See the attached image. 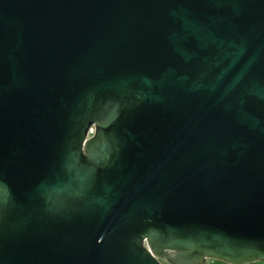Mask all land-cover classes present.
Returning a JSON list of instances; mask_svg holds the SVG:
<instances>
[{
    "label": "water",
    "instance_id": "1",
    "mask_svg": "<svg viewBox=\"0 0 264 264\" xmlns=\"http://www.w3.org/2000/svg\"><path fill=\"white\" fill-rule=\"evenodd\" d=\"M264 261V0H0V264Z\"/></svg>",
    "mask_w": 264,
    "mask_h": 264
},
{
    "label": "rangeland",
    "instance_id": "2",
    "mask_svg": "<svg viewBox=\"0 0 264 264\" xmlns=\"http://www.w3.org/2000/svg\"><path fill=\"white\" fill-rule=\"evenodd\" d=\"M164 263V262H163ZM210 264H229L221 260H210ZM248 264H264V261H256Z\"/></svg>",
    "mask_w": 264,
    "mask_h": 264
},
{
    "label": "flooded vegetation",
    "instance_id": "3",
    "mask_svg": "<svg viewBox=\"0 0 264 264\" xmlns=\"http://www.w3.org/2000/svg\"><path fill=\"white\" fill-rule=\"evenodd\" d=\"M164 262V263H163ZM163 264H167L165 261H162Z\"/></svg>",
    "mask_w": 264,
    "mask_h": 264
}]
</instances>
